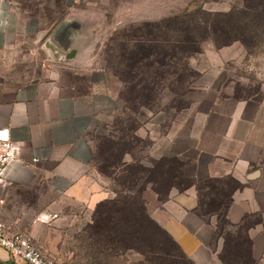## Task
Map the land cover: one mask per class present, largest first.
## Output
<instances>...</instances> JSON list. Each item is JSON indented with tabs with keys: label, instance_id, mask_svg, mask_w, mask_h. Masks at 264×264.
Masks as SVG:
<instances>
[{
	"label": "crops",
	"instance_id": "1",
	"mask_svg": "<svg viewBox=\"0 0 264 264\" xmlns=\"http://www.w3.org/2000/svg\"><path fill=\"white\" fill-rule=\"evenodd\" d=\"M60 2L63 12L49 20L78 23L73 30H63L68 45L58 36L56 24L44 26L43 10L22 13L13 0H0V128L9 127L19 146L17 158L0 174V212L13 188L41 182L75 206H88L98 196L89 134L118 108L116 79L101 63L102 48L112 30L110 0ZM124 16L116 13V25ZM30 54L44 69L36 76L23 77L18 70ZM214 82L206 85L209 93L216 90ZM180 135L191 144L174 150ZM165 139L167 143L158 147L160 155L190 157L194 176L232 177L239 183L228 219L237 225L246 215L262 216L261 224L249 235L254 239L256 264H264V91L231 98L217 90L206 109L194 113L190 123L172 125ZM198 203L195 187L172 190L170 199L150 213L196 264H222L218 255L222 243L218 250L208 244L204 234L212 227L194 213ZM60 208V202H53L41 215L55 216ZM0 264L27 263L0 247Z\"/></svg>",
	"mask_w": 264,
	"mask_h": 264
},
{
	"label": "rangeland",
	"instance_id": "2",
	"mask_svg": "<svg viewBox=\"0 0 264 264\" xmlns=\"http://www.w3.org/2000/svg\"><path fill=\"white\" fill-rule=\"evenodd\" d=\"M42 1L48 4L38 6L39 0H13L22 13L43 10L46 19L44 26L52 28L56 24L58 36L68 45L63 30H73L78 23H52L49 19L63 12L59 4L61 0ZM238 5H241L239 0H110L112 30L102 48L101 63L115 77L114 89L118 95L122 80L110 67L107 58L112 56L115 49L122 48L127 55L124 58L118 54V58L134 65L131 68L120 67L123 79L128 82H159L162 85L177 81L192 82L195 91L191 99L195 103L176 114L170 123L166 111L167 98L154 106L147 104L149 108H138L134 113L130 110L136 107L135 102L130 100L131 92L125 90L129 102L124 106L129 105L130 109L117 108L89 134L97 177L98 196L94 201L88 206L67 204L41 182L29 188H13L12 196L0 215L6 220L18 222L29 231L44 251L57 257L58 264H192L162 226L151 223L140 225L138 209L134 210L128 204L132 203V197L143 194L150 215L151 210L161 205L159 197L167 192L168 173L163 169L158 147L167 143L166 132L172 125L177 128L182 122L190 123L194 113L209 106L217 90L219 95H229L231 98L263 93L264 34L258 38L259 44H250L249 47L240 41L216 46L205 30L206 12H227ZM117 12L125 15L119 25H116ZM185 14L189 17L182 21ZM188 28H195L196 39L201 41L200 48H197L199 44L191 41L180 48V38L185 39ZM110 48H115V51ZM184 61L188 62L187 66ZM20 66L18 71L23 77L36 76L44 69L43 63L31 54L26 63ZM213 80L216 90L209 93L206 85ZM85 87L86 82L82 85V88ZM230 103L231 100L228 101ZM160 109H163L161 113L153 114V111ZM190 144L187 136L180 135L174 150L182 151ZM130 153L135 155L145 171L140 168L133 175L125 172L123 165L132 162ZM147 168L153 171L149 173ZM135 176L143 177L146 181L158 178L163 183L161 196L152 186L146 183L139 185L140 180L137 181ZM229 181L234 185L232 179ZM53 202L61 203L59 213L55 216L41 215L46 206ZM197 216L203 224L209 225V218ZM258 219L259 216H254L251 217L253 221L249 219V222ZM218 221L219 226L227 225L225 219ZM207 231L204 237L213 240V229ZM246 253L243 249L237 256L244 257Z\"/></svg>",
	"mask_w": 264,
	"mask_h": 264
},
{
	"label": "trees",
	"instance_id": "3",
	"mask_svg": "<svg viewBox=\"0 0 264 264\" xmlns=\"http://www.w3.org/2000/svg\"><path fill=\"white\" fill-rule=\"evenodd\" d=\"M239 1L241 2V5L234 6L227 12H206L207 18L204 21L205 30L209 32L208 38H210L216 46L230 45L235 41L242 42L246 47H249L250 44L260 43L258 38H260L261 34H264V0ZM186 17H189V15H183L182 21H185ZM186 32L187 35H185V39L182 40L180 38V42L182 43L180 48L189 44L190 41L197 45L199 44L197 48H200L201 41L196 39L195 28H188ZM159 43L161 42L159 41ZM114 49L115 48H110L111 51H116L112 54V56H108L107 59L110 67L113 69L115 74L119 76L120 80H122V86L118 95V108L121 110L130 109L129 105L124 106V104L129 102V98H127V91L131 92V95H129L131 96V102H135L136 107L130 110L134 113L137 112L138 108H149L147 107V104L154 106V104H157L164 98H167V119L168 122L171 123L176 114L190 108L191 105L195 103V101L191 99L192 93L195 91V87L192 82L177 81L172 84L162 85L159 84V82L148 83L145 80L128 82L123 79V77H121L120 67L124 65L131 68L134 67V65L132 66L130 64H126L123 60L118 58V54L125 58L127 55L126 50L122 48ZM185 63L187 66L188 62ZM142 75L143 74L140 76ZM162 111L163 109L153 111V114L156 115ZM130 155L132 156V162L128 164L125 163L123 165L126 167L125 172L128 171L133 175L136 174L140 168L144 170L135 155L131 153ZM159 157L163 159V169H165L164 171L168 173V180H166L168 189L163 197H159V203L162 204L169 200L171 192L174 189L178 192H185L191 187H195L198 192L199 203L197 208L194 210V213L200 217L206 216L209 218L207 224L212 226L215 238H213V240H209L208 244L214 250H218V244L220 245L222 243V248L218 254L222 264H256L257 261L253 254L254 239L250 237L249 233L256 226L261 224L262 216L258 213L246 215L243 222L237 225L231 223L228 219V210L233 200L232 194L235 189L240 187L239 183L232 177L216 179L211 177L194 176V170L190 166L191 158L184 154H163ZM146 170L149 171V173L153 171L150 168H147ZM144 175H146V173H144ZM135 177L137 178V181L140 180L139 185L141 184L142 186L146 183L147 186H152L158 196H161V186L163 183L158 178L146 181L143 177ZM146 177L148 176L146 175ZM141 179H143V183L141 182ZM229 179L234 181V185L231 184ZM144 187L145 186H143V188ZM131 199L132 203L129 202L128 205L133 209H138L137 214L139 216L138 220L140 225H143L144 223H151L153 225L159 224L161 226V224L148 213L146 208L147 201L143 194H138ZM254 216H259V219L257 221L255 220L253 223L249 222V219L250 221H253L251 220V217ZM222 219H225L227 223V225L223 227L219 226L218 221ZM169 236L176 241L170 233ZM176 243L180 246L177 241ZM180 249L183 255L190 259L192 264H194L195 262L184 252L182 247ZM243 249L247 251L246 255L244 257L237 256V253H241Z\"/></svg>",
	"mask_w": 264,
	"mask_h": 264
},
{
	"label": "built area",
	"instance_id": "4",
	"mask_svg": "<svg viewBox=\"0 0 264 264\" xmlns=\"http://www.w3.org/2000/svg\"><path fill=\"white\" fill-rule=\"evenodd\" d=\"M18 143L13 141L9 127L0 128V174L4 167L18 156ZM34 162L38 159L34 158ZM0 247L27 264H58L57 259L39 246L32 234L17 226L14 221L0 215Z\"/></svg>",
	"mask_w": 264,
	"mask_h": 264
}]
</instances>
